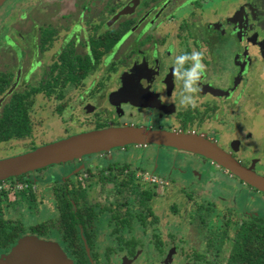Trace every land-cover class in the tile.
Here are the masks:
<instances>
[{"label": "flooded vegetation", "instance_id": "1", "mask_svg": "<svg viewBox=\"0 0 264 264\" xmlns=\"http://www.w3.org/2000/svg\"><path fill=\"white\" fill-rule=\"evenodd\" d=\"M5 13L0 28L9 22L4 34L15 47L0 31L2 47L13 49L0 47L7 59L0 118L22 108L31 134L0 144L33 140L31 111L46 110L73 130L74 120L86 126L93 116V130L145 127L200 137L264 176V0H14ZM182 150L131 144L0 182L9 197L4 220L26 228L0 248V259L32 233L58 243L73 264H241L234 255L242 228H264V214L252 209L264 193ZM173 152L185 157L181 165ZM158 154L163 163L152 164ZM207 175L241 188L229 209L239 212L235 226L231 215L218 218L209 195L188 230L186 219L161 212L164 195L190 190L193 198ZM49 189L58 212L27 227L25 214H41ZM139 190L148 197L138 199ZM62 206L75 235L62 225ZM43 224L47 234L32 229Z\"/></svg>", "mask_w": 264, "mask_h": 264}, {"label": "water", "instance_id": "2", "mask_svg": "<svg viewBox=\"0 0 264 264\" xmlns=\"http://www.w3.org/2000/svg\"><path fill=\"white\" fill-rule=\"evenodd\" d=\"M8 0H0V9ZM139 144H156L191 151L218 162L246 184L264 193V176L242 166L233 157L200 137L145 127L105 128L73 135L36 148L27 153L0 160V182L24 174L66 163L85 155L110 151L116 147ZM37 238V237H36ZM20 239L6 260L0 264H73L57 244L39 240L28 244ZM44 250L49 253H44Z\"/></svg>", "mask_w": 264, "mask_h": 264}, {"label": "rangeland", "instance_id": "3", "mask_svg": "<svg viewBox=\"0 0 264 264\" xmlns=\"http://www.w3.org/2000/svg\"><path fill=\"white\" fill-rule=\"evenodd\" d=\"M13 1L14 0H8L5 3L3 8L0 9V15L2 14L3 11L6 12L9 9V7L11 6V3ZM27 5L33 6L34 3L28 2ZM6 15H7V13H5V15L2 14L0 16V23H1V20ZM14 19L15 18H13L12 20H14ZM12 20H10V24L12 23L11 22ZM7 22H8V20H7ZM8 25H9V22L4 26L2 25L0 28L1 29L0 31L3 30V33H2L3 36L2 37H3L4 41H6L7 44L15 47L14 43L10 42L9 38H6L5 34H4L6 32V30L8 29ZM17 27H20L19 22H16L14 24V27H10V28L14 29ZM13 40H15V39H13ZM0 47H2L1 41H0ZM2 48L5 49L6 51H8V50L13 51L12 48H10V49L4 48V47H2ZM0 55H3V56H0V69L4 70L5 68L3 66L6 64V63H4V61L7 59L4 57V54L0 53ZM5 56H10V55L6 54ZM31 113H32L33 123L35 125L34 135H33L34 141L32 139L31 140H29V139L28 140H20V141L19 140H13V141L8 142V143L0 144V160L4 159V158H9V157L21 155V154L27 153L29 151H32L33 150L32 148H34V146H37L39 148V147L45 146L47 144L53 143L55 141L65 139L71 135H75V134L79 133L81 130L91 131L94 128V120H93L94 117L93 116L86 117V119L92 120L90 123L87 122L86 126H83V125L80 126V123H81L80 119L78 121L74 120L73 124H74L75 129L73 130L69 127L68 121L67 122L65 120L62 121L61 118H56V116L52 117L50 115L49 111H46V110L40 111L37 109H33L31 111ZM164 147H166V146H164ZM169 148L172 149L173 147H169ZM114 149H119V147H116ZM182 151H184V150H182ZM185 153H187V152H185ZM187 154H189V153H187ZM154 155H156V154H154ZM173 157L179 164L180 163L182 164L184 162V159H185L184 156L175 155V153H174ZM151 162H152V164L158 163L159 165H161L163 163L162 157L160 156V154H158L157 156L152 157ZM68 163L71 164L72 161H70ZM166 163H168V162H166ZM52 166H54V168H59V167H61V164L52 165ZM52 166H49L46 169H48ZM44 171H45V169L42 170V172H44ZM51 172H53V171L51 170ZM225 176L227 177V175H225ZM225 176L223 175V177H225ZM219 178L220 177H216L213 175L208 176V178L206 180L207 181L206 186H204L202 189L198 188V190L195 192L193 198H189L188 192L190 190L189 191H180V189H178L176 191L174 190L168 196L164 195L163 196L164 200H161L162 203L161 202L160 203L165 204V207H163V210L161 212H163L164 215H166L167 213H170L171 215H176L175 218L180 217L178 219L179 221L183 220L185 222L184 219H186L184 226H186V230H188L189 229V217L195 213L196 206L204 200L205 196L209 195L213 199L215 198V200L217 201L216 208H215L216 209L215 214H218V218L222 219L223 217H226L228 215L230 217V215H231V216H233L232 218L235 222L234 223V226H235L236 222L239 221V219H240L239 217L236 216L239 214V212L236 211V212L232 213V212H229V209L231 207L232 198L235 197V193H239L237 200H240V198L242 197V192L238 191V189H241V188L237 185H235V187H234V183L232 184L233 186L230 185L229 182H223V184H222V183H220L221 178L220 179ZM10 185H11L10 183L6 184L5 188H9ZM191 192L192 191H190V193ZM248 193H250V192H248ZM21 198L25 201L24 197H21ZM41 202L47 203L46 205L44 203V208L41 206L42 207L41 208V214H37L36 216H32V214H29L28 212H27V214H25L26 215L25 221H26L27 227L30 228V226L32 224H35L38 222L39 223L44 222V220H48V218L52 215V213L55 214L58 212L57 207H56V198H55V195L53 194L51 189L45 191L43 201H41ZM174 204L177 205V214H173V212H172V206ZM252 209L254 210L255 213L262 211V213L264 214V202L257 201L254 204V207ZM7 215H10V210H7ZM170 218L172 219L173 216ZM223 222H221V223H223ZM184 226L181 229L182 232L184 230ZM23 238H27V241H29L28 244H26V249L29 247L30 244L34 245V242H36V241L39 242L40 239L45 240L46 242H52L54 244H57V246L60 247V245L58 243L54 242L53 240L45 239L48 237L37 236V235H34L32 233L31 234L27 233V235L23 236L21 239H23ZM174 241L175 240H172V242H174ZM228 244H230V242L226 243L225 246H227ZM12 250H11V252H12ZM61 250H62V248H61ZM11 252L8 255H4L0 259V261L6 260L5 258L8 257L11 254ZM44 253H49V251L44 250Z\"/></svg>", "mask_w": 264, "mask_h": 264}, {"label": "trees", "instance_id": "4", "mask_svg": "<svg viewBox=\"0 0 264 264\" xmlns=\"http://www.w3.org/2000/svg\"><path fill=\"white\" fill-rule=\"evenodd\" d=\"M2 88H4V86ZM23 113V109L17 107L12 110H7L3 114L0 118V142L8 141L12 138L23 139L24 137L30 136L31 126L26 123V119L22 116ZM146 194L147 193H142L139 190L138 199H146L149 195L146 196ZM7 200H9V197L4 199V194L0 192V248L9 247L10 244L16 242L26 229L20 220L14 222L4 220L3 208ZM65 201L69 200L60 197V203ZM62 205L66 207L65 204ZM63 206V215L61 217L62 225L64 228H69L71 234L75 235L74 224L71 222L67 208ZM255 226L257 225L252 224L251 226L249 225L242 228L241 238L239 239L238 246H236L237 251L234 255L235 262L241 264H264V228ZM32 229L42 235L47 234L49 230L45 224H43L42 229L37 226H32ZM247 248L250 249V252L247 251ZM245 256H247L246 259Z\"/></svg>", "mask_w": 264, "mask_h": 264}]
</instances>
